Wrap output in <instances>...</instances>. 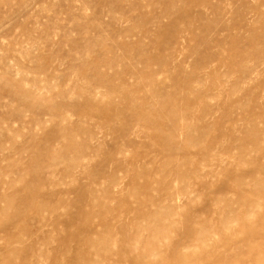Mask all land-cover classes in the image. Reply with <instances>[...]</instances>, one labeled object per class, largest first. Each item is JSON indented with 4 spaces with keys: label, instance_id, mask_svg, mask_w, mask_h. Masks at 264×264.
<instances>
[{
    "label": "rangeland",
    "instance_id": "obj_1",
    "mask_svg": "<svg viewBox=\"0 0 264 264\" xmlns=\"http://www.w3.org/2000/svg\"><path fill=\"white\" fill-rule=\"evenodd\" d=\"M257 183L264 0H0V264H264Z\"/></svg>",
    "mask_w": 264,
    "mask_h": 264
},
{
    "label": "bare ground",
    "instance_id": "obj_2",
    "mask_svg": "<svg viewBox=\"0 0 264 264\" xmlns=\"http://www.w3.org/2000/svg\"><path fill=\"white\" fill-rule=\"evenodd\" d=\"M148 118L149 117H147V120H148ZM144 119H146V118H144ZM138 126H139L138 123L135 124L134 126H131L129 131L133 130L134 128H137ZM165 131L166 130L162 131V133H165ZM170 134H171L172 137H174L175 136V130L174 129L170 130ZM177 135H178V133H177ZM177 138H178V136H177ZM91 140H93V138H91ZM71 166H72L71 170H74L75 168L82 167V164L73 163V165H71ZM263 186H261V184H259V183H257L256 186H254L255 187L254 191H256V194H258L257 191H259L260 189H264ZM187 188L190 191V189L192 188V184L188 183ZM188 194H189V192L182 193L180 191L172 192L170 190L169 191L167 190V191L163 192L161 200L166 202L167 204H169V207L167 208L169 212L177 211L178 208L176 207V204H178V200H180L181 197L187 196ZM0 199H2V197H0ZM252 210L253 209L249 207V208L245 209L244 211L243 210L236 211V217L234 219L232 218L230 220V218H227V219L224 220V222L222 224V229H224L225 231L226 230H230V231L233 230L234 231V226H235V224H238L239 221H241L240 219L246 220V219H248V218L253 216ZM160 211H162V210H160ZM155 230H157V232H159L160 235H162L163 233L164 234L166 233V228L165 227H160V228H157ZM90 231H91V234L98 235V231L94 227L90 228ZM199 235H200L199 241L201 243H205V244L207 242H209V241H212V239L215 237V234L213 233L212 230L200 231ZM14 239L16 241L17 240L19 241V239H21V237H20V235H15ZM84 244H85L84 247H87L90 250L88 252H83V254L80 255L81 257L78 258V260H77L80 264H117V263H112V257L114 256V257H118L119 258L120 252H119L118 247H121L122 249H127L130 246V244L128 242L122 243V244L119 243L118 236H115V235L113 237L107 236V239H103V238L99 239V237H97V238H95V237H87V239L85 240ZM149 249H150L149 253L147 255H143L142 258H144V259L150 258V256H149L150 254H152L151 257H155L157 259L162 257V255H161V253H160L158 248H155L154 246L151 245V248H149ZM33 258L34 257H32V259ZM200 259H201L200 257L199 258L197 257L196 259H193V261L194 260L195 261H200Z\"/></svg>",
    "mask_w": 264,
    "mask_h": 264
}]
</instances>
